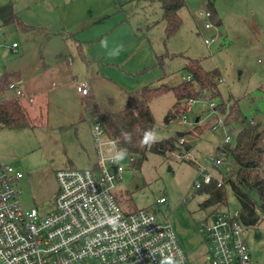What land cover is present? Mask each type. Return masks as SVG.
Wrapping results in <instances>:
<instances>
[{
    "label": "rangeland",
    "instance_id": "374dc122",
    "mask_svg": "<svg viewBox=\"0 0 264 264\" xmlns=\"http://www.w3.org/2000/svg\"><path fill=\"white\" fill-rule=\"evenodd\" d=\"M185 1L179 10L182 25L168 41L161 0H139L126 7V10L138 12L128 18L130 23H141L140 27L150 38V43L147 41L145 48L140 50L147 65L135 75H124L120 66L94 63L92 70L109 68L115 76L92 80L93 98L77 90L74 75H68V71L67 75L47 80L42 86V82L37 81V70L42 68L41 44L24 38L29 35L21 31L1 28L5 35L0 37V77L5 71L23 70L27 85L38 82V88L31 91L33 101H25L30 116L36 119L34 125L22 129L0 126V157L24 173L25 177L19 183L23 205L28 209L38 207L43 213L50 212L59 189L57 172L68 167L94 169L96 166L99 157L93 130L101 113L118 112L147 103L143 95L146 86L179 85L189 75L185 66L191 59L200 60L206 70L218 68L221 72L218 97L211 98L206 92V97L184 101L182 107L185 110L175 116L171 115L177 101L173 91L148 103L155 118L152 141L185 132L188 133L190 150L171 152L168 157L148 153L140 167L137 164L141 156L134 154L136 160L132 162L128 154H121L118 162L125 166V170L117 175L113 191L125 211L158 208L161 218L170 219L189 261L211 264L208 257L210 246L199 227L212 217L213 208L200 205L205 195L194 189L198 170L191 159L193 156L205 163L206 158L216 156L217 149L224 145L225 131L212 129L223 117L211 106L212 103L238 101L244 115L239 128L250 124L257 116H261L264 125V0H212L222 23L217 24L211 19V28L206 27V19L199 13L210 11L209 1ZM13 42L20 45L17 52L11 48ZM153 50L159 57L163 55L164 64L157 56L152 58ZM165 52L169 53L168 57ZM73 57L72 65L75 60L78 65L85 64L77 51ZM75 74L79 79L87 77L82 72ZM25 86L26 83L22 82V87ZM198 123L204 131L190 134ZM234 142L235 136L231 143ZM219 169L224 172V164ZM208 171L219 175L216 168ZM161 196L167 197V204L157 203ZM227 199L223 211L240 210V204L229 187ZM260 214L264 218V212L260 211ZM247 239L254 259L264 263V219L247 232Z\"/></svg>",
    "mask_w": 264,
    "mask_h": 264
},
{
    "label": "built area",
    "instance_id": "2783aa9c",
    "mask_svg": "<svg viewBox=\"0 0 264 264\" xmlns=\"http://www.w3.org/2000/svg\"><path fill=\"white\" fill-rule=\"evenodd\" d=\"M199 13L205 17L206 27H213L212 12ZM206 43L210 45L208 40ZM8 90L16 98L33 101L17 82H11ZM77 90L84 96L90 93L86 81L77 82ZM211 106L216 110L217 104ZM223 118L213 130L226 128ZM93 138L99 157L96 166L59 170L55 206L47 213L23 205L19 183L24 173L0 157V264H192L170 219L161 218L158 208L128 212L119 205L113 191L117 175L125 170L118 162L123 153L99 120ZM232 140L231 132L226 131L224 145ZM219 150L205 163L192 157L198 170L194 189L211 183L214 175L208 170L224 164ZM129 160L134 162L136 156L130 155ZM157 203L167 204L168 199L161 196ZM199 230L210 246L211 264H258L247 239L250 229L239 218V211L222 210L200 224Z\"/></svg>",
    "mask_w": 264,
    "mask_h": 264
},
{
    "label": "trees",
    "instance_id": "16d2710c",
    "mask_svg": "<svg viewBox=\"0 0 264 264\" xmlns=\"http://www.w3.org/2000/svg\"><path fill=\"white\" fill-rule=\"evenodd\" d=\"M185 4V0H161L163 19L166 22V39L178 33L182 25L179 10ZM209 6L213 10L211 3ZM0 19L3 26L21 25L12 2L0 7ZM22 29H24L23 26ZM158 60L164 64L163 56H160ZM185 69L190 79L173 87L165 84L158 87L146 86L143 89V95L147 103L118 112L102 114L98 118L106 135L116 140L121 152L141 156L142 159L139 160L137 167L141 166L148 153L168 157L171 152L182 153L191 148L186 137L188 133L181 137L175 135L160 141H152L150 137L145 143L146 135L150 133L152 136L155 126V118L149 102L166 92L173 91L177 101L171 115L175 116L185 110L182 107L184 101L197 100L204 97L206 92H209L211 98L220 95L218 81L221 72L218 68L206 70L200 60L191 59L186 63ZM14 78V74L4 75L0 90L3 91ZM215 108L222 116L224 115V126L229 130L235 129L244 117L239 102L236 100L232 103L222 100ZM35 121L36 119L30 116L27 106L21 99L0 97V126L22 129L32 127ZM202 131H204L202 126L197 124L190 134H198ZM125 133L130 139L124 135ZM182 138L185 139L183 143L180 142ZM219 151L224 159L225 171L222 172L220 167L217 168L219 175L215 174L211 183L196 189L205 195L200 205L203 208L212 207L213 215L222 211L228 204L229 187L240 204L239 218L249 229H252L264 219L260 214V211L264 212V125L259 122L243 126L237 132L235 142L225 144Z\"/></svg>",
    "mask_w": 264,
    "mask_h": 264
},
{
    "label": "crops",
    "instance_id": "0c3cea01",
    "mask_svg": "<svg viewBox=\"0 0 264 264\" xmlns=\"http://www.w3.org/2000/svg\"><path fill=\"white\" fill-rule=\"evenodd\" d=\"M136 1L139 0H0V7L12 2L21 22V25L10 24L3 26L0 19V28L8 27L21 31L25 35H29L24 36V38L34 39L41 44L42 68L37 70L39 73L37 81L42 82V86L47 80L67 75L68 71V75H74L76 85L79 81L88 83L90 92L88 97L93 98L94 90L91 81L115 76L109 68L92 70L91 67L94 63L120 66L123 68L124 75H135L143 70L142 66L145 68L147 65V59L140 54V50L145 48L146 42L150 38L148 39L146 32L140 27L141 23L138 25L131 24L128 19L138 12L134 9L126 10V7ZM208 1L209 4L213 5V10L210 8V11L214 17L212 16L213 18L211 19H215L217 24H221L222 19L217 15L213 1ZM162 20L164 21L163 27L165 31L166 22L163 17ZM22 26L24 29H22ZM3 35L0 37H3ZM166 40L168 41L169 39ZM102 42H105L106 46ZM148 42L150 43V41ZM13 43L11 48L14 52H17L20 45L18 44V48L15 50ZM74 51L79 53L85 64L79 63L78 65L76 60L73 61V65L71 64L74 59ZM153 52L152 58L153 56L159 58L154 50ZM166 53L164 55L168 57L169 53ZM79 71L87 77L79 79L78 75L75 74L76 72L81 74ZM6 74H14L15 78L12 82H17L21 87L22 82H25L26 88L22 87V89L29 97H32L31 91L38 88V82L27 85V75L23 70L5 71L0 77V83L2 77ZM186 79H190L189 75ZM52 85L55 86L54 83ZM0 92L1 95L6 96L5 99L16 98L15 92L8 90V85ZM21 100L26 103L27 98ZM259 122L262 123L261 116L254 117L250 124ZM244 126L246 125L244 124ZM242 127L239 128L237 126L233 130L222 129L225 133L229 130L233 136H236ZM95 149L97 152L96 144ZM130 155L132 154H128V156ZM255 261L258 264H263L258 260Z\"/></svg>",
    "mask_w": 264,
    "mask_h": 264
},
{
    "label": "clouds",
    "instance_id": "9594fccd",
    "mask_svg": "<svg viewBox=\"0 0 264 264\" xmlns=\"http://www.w3.org/2000/svg\"><path fill=\"white\" fill-rule=\"evenodd\" d=\"M102 44H103L104 46H106V43H105V42H102ZM124 135L130 139V137L128 136V134L125 133ZM150 137H151V134H150V133L146 135L145 143L148 142V139H149Z\"/></svg>",
    "mask_w": 264,
    "mask_h": 264
},
{
    "label": "water",
    "instance_id": "95a60500",
    "mask_svg": "<svg viewBox=\"0 0 264 264\" xmlns=\"http://www.w3.org/2000/svg\"><path fill=\"white\" fill-rule=\"evenodd\" d=\"M197 121H198V120H197ZM177 135L181 137V136L185 135V132H179ZM116 169H117V168L114 167V170H115V171H116Z\"/></svg>",
    "mask_w": 264,
    "mask_h": 264
}]
</instances>
